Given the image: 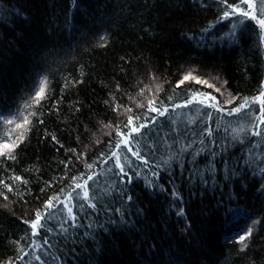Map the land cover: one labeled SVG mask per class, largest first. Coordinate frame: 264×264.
Returning a JSON list of instances; mask_svg holds the SVG:
<instances>
[{"label": "trees", "instance_id": "1", "mask_svg": "<svg viewBox=\"0 0 264 264\" xmlns=\"http://www.w3.org/2000/svg\"><path fill=\"white\" fill-rule=\"evenodd\" d=\"M253 6L261 18L264 4ZM220 15L217 0H0V112L20 108L42 77L49 81L47 99L28 109L37 115L16 158L0 156V180L13 189L0 185L8 197L0 196V264H264V137L252 135L264 113L251 102L264 85V32L250 18ZM190 70L214 87L195 80L176 87ZM188 89L223 101L230 92L237 99L228 109L245 97L250 103L232 115L196 102L185 107ZM153 99L168 111L143 130V145H151L142 147L145 165L115 148L117 125L129 115L155 116ZM112 151L131 158V184L118 183L115 159L105 163ZM85 181L96 208L74 207L77 227L69 220L62 235L63 204L47 209L45 201L69 203ZM38 210L52 213L46 224L54 231L32 236L24 221Z\"/></svg>", "mask_w": 264, "mask_h": 264}, {"label": "snow or ice", "instance_id": "2", "mask_svg": "<svg viewBox=\"0 0 264 264\" xmlns=\"http://www.w3.org/2000/svg\"><path fill=\"white\" fill-rule=\"evenodd\" d=\"M219 5L221 6V15L218 19L223 20L227 19L232 15L239 14L241 16L250 18L252 20H255L256 23L259 25L262 32H264V10H260V17L258 18L255 14V11L253 10V0H240L241 4H247L249 10L245 11L241 8L240 4H232L229 3L228 0H217ZM261 3L264 4V0H261ZM235 27V26H234ZM231 35H235V32ZM262 42H264V36L261 37ZM101 41L106 42V37L101 36ZM101 47L104 46V44H100ZM195 70H190L187 74L183 76V79L180 80L176 87H180L183 85L186 81L189 80H195L197 84H208V81L201 80L197 76H194L192 73ZM213 79L219 80V77H215ZM77 83L79 81H76ZM49 81L47 80V77H42L39 86L36 88L34 94H29L28 99L24 101V103L21 105L20 108L16 109L15 111L9 110L7 114L0 112V156H6L9 159H15V149L19 147V144L22 143L26 139L25 133L30 130L31 126V117L37 115L35 112H30L28 109L34 107L35 105H40L41 101L47 99V85ZM224 84L227 83V81H223ZM209 87H214L213 84H208ZM217 92H220L221 96L224 95V92H221L220 88L215 89ZM190 93V96L186 98L184 106H189L193 104V102L199 103L202 107L207 106L211 107L214 111L220 112L226 115H232L234 113H240L243 109L249 106L250 99L245 97L242 98V102H240L236 107H233L231 109H228L225 107V104H232L236 101L237 97L233 96L230 92L228 93L229 99L226 101L223 100H217L215 96H211L208 93L201 92L199 89H188L187 90ZM226 92L227 89H224ZM143 92V89L141 90ZM203 98V99H200ZM171 99V97H169ZM208 101H211V103H208ZM251 102L253 103H260L261 109L260 111L264 113V85H262V90L260 91L259 95L256 97L251 98ZM121 105H117L115 108H113V111L119 112ZM137 107H143L142 104H138ZM125 111L131 113V108H126ZM148 111L151 113H155V116L152 117H145L144 120L141 122L140 116H134L129 115L128 116V122L127 124L123 125L121 128L119 125H117V136L120 137V139L116 142L115 148L121 149L127 148V151L131 153V157H134L135 159H138L142 161L145 165H147L148 161L145 159V157L142 155V147H151V145H143V141L148 138V133L144 132V129L149 128L152 125H155L157 122L158 116H163L167 113L168 109L166 107H163L162 101H157L155 99L148 101ZM206 115L211 116V113H206ZM21 118H23L22 123H18ZM43 123V121H40ZM11 125L12 127H7ZM261 125H264V115L259 117V124L255 125V131L252 132L253 136H261L264 137V129L261 128ZM105 127H111V125H105ZM17 129H23V131L13 139V133L16 132ZM124 129H127L125 131ZM208 135L211 136V130H208ZM5 137H7L8 141H11V143L5 141ZM53 141H56V137H52ZM58 143V141H56ZM203 143V141H202ZM257 147L259 145H256ZM188 147H191L189 145ZM135 149V150H134ZM6 150V151H5ZM75 152V149L72 150ZM182 151H187V148L182 149ZM203 151V149H201ZM199 154V153H197ZM213 156L219 155V153H212ZM101 156H104L102 153ZM79 158V157H78ZM115 159V167L119 169V172L116 173L121 177L118 183L121 184H131L133 180V176L129 175V173L125 170V165H127L129 168L132 167L131 158L127 155H125L123 158L120 157L119 153L117 151H112L111 156L106 157L105 163L108 162V160ZM167 163V161H165ZM245 163H249V161H245ZM67 166V165H66ZM88 168H92L91 164L86 165ZM211 172H215V168L212 167L210 169ZM264 171V169H262ZM135 175L138 177L140 176V173L137 171L135 172ZM154 176H157L158 173L153 172ZM125 177L127 178L125 180ZM78 178L73 177V180H77ZM92 176H88V180H92ZM16 181H21L22 178L19 176L15 177ZM23 183H27L26 181H22ZM204 183H207V180L203 181ZM0 185H3L5 188L8 189V191H13V189L7 185L4 184L3 180H0ZM76 189H82L83 194L76 192ZM43 191V190H42ZM65 189H61V192H64ZM121 195L124 194V189H121ZM173 197L179 198V193L175 190H173ZM0 196L3 197L4 200H7L8 197L4 195L3 192H0ZM128 200H131L132 197L128 196ZM66 199L69 201V203H64V201L60 200L59 196L50 197L47 201H45V208L52 209L54 207V201L58 204H63V209H57V212H63L66 211L68 219L64 220L63 224L59 225V228L61 230V234L67 232V228L64 227V224H68L69 220H71L73 223H71L70 227H77L76 220L77 216L74 213V207H79L81 210L84 208H92L93 210L96 208V204L93 202L94 200V193H91L89 190V186L87 184V181L84 182V184L76 183L75 187L72 189L71 192L68 193V196ZM75 201H82L80 204H75ZM119 212L120 210L117 209ZM52 213L49 211L47 213L42 214L39 210L35 214V219L32 221H24V223L29 224L30 228L32 229L31 235L37 236L40 234V230L47 227V231L49 233L53 232L54 229L52 227H48L46 224V221L49 220ZM177 215H183V208L181 207L180 211L177 213ZM255 223V221L253 222ZM254 229L253 227H249L247 231L240 235L237 243L241 244L240 251H244L247 247V240L251 238L252 233ZM85 235H88V233H85ZM43 243L46 245H49V247H54V245H51L49 240L47 239V236H45ZM37 259H40V257H36ZM18 259H23V257H18ZM53 259H59V257L53 256ZM5 264H15L14 261L9 259L8 262H5Z\"/></svg>", "mask_w": 264, "mask_h": 264}, {"label": "rangeland", "instance_id": "3", "mask_svg": "<svg viewBox=\"0 0 264 264\" xmlns=\"http://www.w3.org/2000/svg\"><path fill=\"white\" fill-rule=\"evenodd\" d=\"M208 83H210V82H208Z\"/></svg>", "mask_w": 264, "mask_h": 264}]
</instances>
